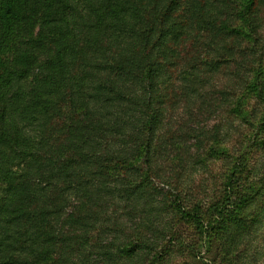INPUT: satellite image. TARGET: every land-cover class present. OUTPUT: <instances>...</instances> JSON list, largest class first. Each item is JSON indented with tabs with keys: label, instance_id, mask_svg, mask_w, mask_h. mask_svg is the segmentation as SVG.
I'll use <instances>...</instances> for the list:
<instances>
[{
	"label": "trees",
	"instance_id": "1",
	"mask_svg": "<svg viewBox=\"0 0 264 264\" xmlns=\"http://www.w3.org/2000/svg\"><path fill=\"white\" fill-rule=\"evenodd\" d=\"M262 74L264 0H0V264H156L157 216L130 213L209 135L171 112L238 107ZM223 191L222 229L240 209ZM120 204L132 228L98 231Z\"/></svg>",
	"mask_w": 264,
	"mask_h": 264
},
{
	"label": "rangeland",
	"instance_id": "2",
	"mask_svg": "<svg viewBox=\"0 0 264 264\" xmlns=\"http://www.w3.org/2000/svg\"><path fill=\"white\" fill-rule=\"evenodd\" d=\"M261 78L258 83L243 82L238 107L235 98L227 97L215 102L216 110L209 108L211 101L203 105L201 99L192 106L183 101L171 112V132L188 135L192 128L204 126L209 135L198 154L175 159L182 162L178 180L166 179L163 173L154 178L146 188L148 202L130 213L135 224L139 218L145 224L157 216L155 228L164 236L156 239L163 247L156 264H264V74ZM198 142L193 137L190 144ZM186 144L178 149L180 157V152L191 146ZM165 171L171 174L169 168ZM227 180L234 188L235 197L230 200L240 209L235 214L224 211L222 216L230 221L222 229L215 220L220 218V204L227 202L223 191ZM179 201L184 205L180 212L174 210ZM122 207L120 204L102 215L96 229L119 228L105 223L108 216H119L120 222H128L126 228H132L133 222ZM186 211L193 213L191 217Z\"/></svg>",
	"mask_w": 264,
	"mask_h": 264
}]
</instances>
